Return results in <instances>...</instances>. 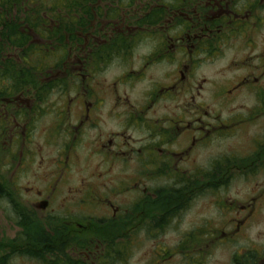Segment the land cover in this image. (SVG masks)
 I'll return each instance as SVG.
<instances>
[{
	"label": "flooded vegetation",
	"instance_id": "1",
	"mask_svg": "<svg viewBox=\"0 0 264 264\" xmlns=\"http://www.w3.org/2000/svg\"><path fill=\"white\" fill-rule=\"evenodd\" d=\"M89 2L86 10L92 18L83 14L75 42L66 40V46L47 49L51 59L47 60L48 79H64L70 88L51 98L18 95L13 101L10 150L17 162L10 177L0 174V210L9 222L5 229L0 228V264H128L131 246L143 242L136 237L142 236L137 229L158 233L194 198L205 194L225 197L223 190L215 188L226 181L228 166L233 167L230 174L234 169L241 175L256 172V168L264 170V52L258 57L259 65H252L257 72L254 76L241 78L225 90L228 94L223 90L217 95L226 102V95L239 88L256 87L257 109L224 121L215 110L195 107V96L206 83V79L196 78L195 70L241 42L253 48V32L264 22V0H187L174 1L172 6L168 1ZM160 10H164L160 23L150 28L140 24L148 14ZM144 39L152 41L150 48L141 45ZM132 44H138L137 48L132 49ZM140 48L145 49L142 56L137 54ZM166 62L174 67L172 82L151 84L142 106L131 103L126 90L120 91L119 85L134 88L149 68ZM114 66L123 71L113 82L107 81L104 93L98 88L99 77ZM73 87L75 93L70 92ZM36 99L42 103L36 105L33 115L38 116L39 107H46L48 118L58 123L61 132L56 138H47L48 144L57 146L55 157L40 162L49 171L34 177L29 186L19 187L20 178L13 179L19 176L17 172L23 173L25 166L36 162L29 145L31 134L17 131L16 115L25 110L27 116ZM162 100L172 103L170 113L158 114L154 109ZM59 101L64 103L62 108L57 106ZM74 108L79 111L76 117ZM33 115L29 116L34 122ZM106 118L112 123L119 120L121 125L104 130ZM249 123L261 125V132L248 138L249 151L236 156L222 153L208 165L192 169L198 148L233 136ZM138 130L143 134L135 135ZM132 162L141 166L142 179L167 178L171 185H144L132 199L128 189ZM263 189L251 192L250 201L239 206L234 225L229 231L221 230L220 237L239 233L264 205ZM216 203L219 209L226 206ZM214 230L205 238L217 243ZM159 246L154 248L153 263L166 253ZM178 247L179 243L175 252ZM233 261L264 264V252L256 249L236 254Z\"/></svg>",
	"mask_w": 264,
	"mask_h": 264
},
{
	"label": "rangeland",
	"instance_id": "2",
	"mask_svg": "<svg viewBox=\"0 0 264 264\" xmlns=\"http://www.w3.org/2000/svg\"><path fill=\"white\" fill-rule=\"evenodd\" d=\"M252 39L255 42L252 46L253 48H248L244 45L246 42H241L240 45L236 44L230 48H226V51L220 57L205 61L197 67L195 70L196 78L198 80L206 79V83L200 95L195 96V107L201 106V108L209 111L215 110L221 116V120L224 121L237 117L238 115H246L248 112L251 113V110L257 109L256 87H241L237 92L226 95L228 96L226 102H221L219 100L220 96H217L223 90L225 91L231 88V85L241 78L248 77V75L254 76L257 73L252 65H259L258 57L264 52V22L255 29ZM144 53V48H140L137 52L140 56ZM173 68L167 62L159 66L147 68L148 70L144 78L139 84H135L134 88L119 85V89L121 92L126 90L125 95L131 103L142 106L145 102V93L151 88V84L153 85L158 82L162 85H167L172 82L170 77ZM122 71L123 67L114 66L109 71L102 73L101 77H99L101 83L98 85V88H102L104 93H106L108 91L107 81L113 82L114 79L121 75ZM261 84L264 88V80L261 81ZM51 93L53 94L50 97L61 95L57 91V88H54ZM225 93L228 94L227 91ZM84 94H87V92ZM63 104L62 101H59L57 106L62 108ZM105 109L104 113H106ZM154 109L157 110L158 114H168L171 112L169 110L172 109V103H167L165 100L158 101ZM33 111L34 109L30 113ZM73 114V117H76L79 114L78 109L74 108ZM29 115H22V120L17 126L19 130L17 131H24L29 135L31 134L33 142L29 145L35 152L36 164L30 167L25 166L23 173L20 170L17 172L19 176L17 178L15 176L13 179L16 181L20 178L18 179L19 187L29 186L32 181L36 180L34 177H38L49 171V168L45 165L43 166L40 162L43 160L47 162L55 157L57 146L48 144L47 138H56L55 134L59 136L61 132L57 126L58 123L52 120L53 118L49 119L48 116L42 118L34 114L33 117L36 120L33 122ZM155 116L158 115L156 114ZM10 120L11 116H8L6 120V129L8 131L4 132L2 136L0 134V174L7 175V178L10 177L9 174L14 173V165L17 162L12 158L10 150L12 148V145H10V136L13 137L11 133L13 128H9L11 124ZM3 121L4 118L1 113L0 126ZM106 121L110 123V126L106 127ZM105 122L102 124L104 130L117 129L121 125L119 120L112 123L110 118H106ZM260 123L262 124L261 121ZM63 126L64 124L61 125V127ZM259 132H261L260 124L253 125L249 123L242 127V129L236 130L233 136L223 140L213 141L209 146L198 148L195 154L196 160L194 161L196 164L192 166V169H198L199 167L208 165L210 159L222 155V153H234L236 156L249 151L250 148H247L251 147V144H249L248 138ZM134 134L139 136L143 133L138 130ZM94 135V133H91L90 137H94ZM135 146H138L137 141H135ZM54 167L55 164H53ZM229 167L230 171L226 181L220 188H215L223 190L224 192H221V194H224L225 197L216 198L214 194H205L203 197L194 198L190 205H185L180 208L176 216L169 219L165 228L162 231H158V233L150 229H147V232L143 228L137 229L136 231L141 232L142 236L137 235L136 237L142 238L143 242L139 245L137 243L131 246L128 264H237L233 261L236 254L252 252L256 249H259V253L262 254L264 252V205L259 210H256V214L250 218L237 235H232L230 238H222L219 236L221 230L229 231L228 227L231 228V225H234L233 221L237 219L238 213L240 212L239 206L250 201L251 192L264 188V170L260 171L256 168L254 170L256 172L241 175L237 169H234L233 174H230L233 167ZM140 171L141 166L136 162H132L129 168L132 177L129 181L130 188H128L131 191L132 199L139 196L137 191L142 189L144 185L148 186V188H157L167 184L171 185L172 183L167 178L161 177L156 179H142ZM113 182L118 181L114 180ZM72 184L78 185L77 182H73ZM39 187L42 188V185H39ZM216 201L226 206L219 209L217 208ZM227 205L233 211L230 212ZM1 209L3 210L2 207ZM3 214L5 216V211ZM4 216L0 210V228L3 229L6 228V224H9ZM214 227L218 228L214 230ZM7 228H10L9 225ZM213 230L217 232L216 235L219 237L217 243L210 242L205 238L206 234ZM9 235H12V231ZM178 243V251L175 252L174 246ZM158 245H160L158 247L159 249L166 247L169 250L164 254V260L159 259L158 262L153 263L154 248Z\"/></svg>",
	"mask_w": 264,
	"mask_h": 264
},
{
	"label": "trees",
	"instance_id": "3",
	"mask_svg": "<svg viewBox=\"0 0 264 264\" xmlns=\"http://www.w3.org/2000/svg\"><path fill=\"white\" fill-rule=\"evenodd\" d=\"M89 1L138 0H0V115L2 113L6 117V113L10 112V107L4 101L13 100L12 97L18 92L38 97L48 96L54 88L60 92L70 88L64 79L46 81L42 70L50 68L47 60L51 59L47 49L66 46V40L74 43L75 31L80 29L84 20L83 14H89L92 18L91 12L86 10L91 3ZM149 1H168L167 4L172 6L174 1L187 0ZM155 13L158 12L148 14L140 24H147L150 28L160 23L164 10ZM141 45L150 48L152 41L144 39ZM137 46L132 44L131 48ZM56 62L58 64L61 60ZM74 91L73 87L70 92ZM4 129L0 128L1 136ZM167 250L165 247L164 252Z\"/></svg>",
	"mask_w": 264,
	"mask_h": 264
}]
</instances>
